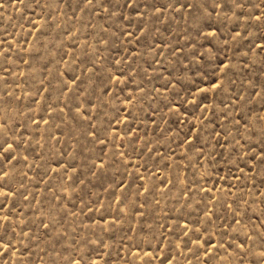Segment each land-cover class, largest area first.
Returning a JSON list of instances; mask_svg holds the SVG:
<instances>
[{"label": "rangeland", "instance_id": "374dc122", "mask_svg": "<svg viewBox=\"0 0 264 264\" xmlns=\"http://www.w3.org/2000/svg\"><path fill=\"white\" fill-rule=\"evenodd\" d=\"M0 4V264H264V0Z\"/></svg>", "mask_w": 264, "mask_h": 264}, {"label": "snow or ice", "instance_id": "6c2138e0", "mask_svg": "<svg viewBox=\"0 0 264 264\" xmlns=\"http://www.w3.org/2000/svg\"><path fill=\"white\" fill-rule=\"evenodd\" d=\"M0 7H3V5H2V4H0Z\"/></svg>", "mask_w": 264, "mask_h": 264}]
</instances>
